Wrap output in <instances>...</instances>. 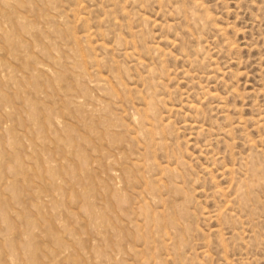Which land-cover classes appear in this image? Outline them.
Here are the masks:
<instances>
[{"label": "rangeland", "instance_id": "374dc122", "mask_svg": "<svg viewBox=\"0 0 264 264\" xmlns=\"http://www.w3.org/2000/svg\"><path fill=\"white\" fill-rule=\"evenodd\" d=\"M0 264H264V0H0Z\"/></svg>", "mask_w": 264, "mask_h": 264}]
</instances>
